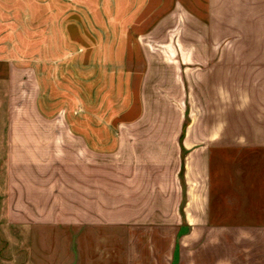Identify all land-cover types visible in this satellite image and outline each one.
<instances>
[{"label":"crops","instance_id":"1","mask_svg":"<svg viewBox=\"0 0 264 264\" xmlns=\"http://www.w3.org/2000/svg\"><path fill=\"white\" fill-rule=\"evenodd\" d=\"M65 27L76 73L141 75L143 106L168 110L66 132L71 224L135 235L131 264H264V0H0V74L58 73ZM64 139L0 131L7 219L64 218Z\"/></svg>","mask_w":264,"mask_h":264},{"label":"rangeland","instance_id":"2","mask_svg":"<svg viewBox=\"0 0 264 264\" xmlns=\"http://www.w3.org/2000/svg\"><path fill=\"white\" fill-rule=\"evenodd\" d=\"M64 12L65 23L69 24L73 18L72 9ZM64 34L67 39L63 44L65 58L58 73L0 74L1 132H65V195L58 204L64 218L49 219L42 227L23 219L10 220L5 217L6 204L0 202V264H131L135 261L130 251L136 242L135 235L125 234L119 227L82 228L71 224V140L66 138V132L90 127L97 134H118L124 129L123 125H128L129 130L136 129L133 126L142 115L145 119L138 130H157V114L161 111L160 115H166L167 106L157 107L151 102L143 106L141 75L76 73L71 55L77 44L71 42V27H65ZM130 45L134 50V43ZM94 46L96 54L100 55L98 52L104 44L98 42ZM140 64L139 60L131 58L127 62L128 67L133 68ZM112 135L107 140L114 144L116 140ZM0 180L4 182L1 173Z\"/></svg>","mask_w":264,"mask_h":264}]
</instances>
